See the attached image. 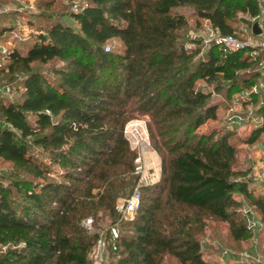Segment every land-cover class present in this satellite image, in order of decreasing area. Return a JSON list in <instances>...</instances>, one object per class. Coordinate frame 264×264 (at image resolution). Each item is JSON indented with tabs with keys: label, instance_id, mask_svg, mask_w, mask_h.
Wrapping results in <instances>:
<instances>
[{
	"label": "trees",
	"instance_id": "16d2710c",
	"mask_svg": "<svg viewBox=\"0 0 264 264\" xmlns=\"http://www.w3.org/2000/svg\"><path fill=\"white\" fill-rule=\"evenodd\" d=\"M84 1L82 10L62 13L77 27L54 19L46 31L0 50V72L18 93L0 101V159L16 169L0 177V264H94L98 232L82 221L100 211L120 217L117 196L137 181L124 128L141 116H148L161 177L142 188L135 218L122 221L111 252L121 254L118 264H163L165 254L180 264H210L191 232L193 215L228 221L233 238L247 240L251 230L229 210L233 194L249 199L264 220V191L255 194L249 172L235 166L238 147L228 132L199 128L217 118L214 92L230 100L251 89L262 59L250 45L186 46L188 18L177 9L190 7L213 29L236 36L239 14L261 15L258 1ZM7 20L2 15L0 40L13 30ZM114 38L122 47L106 49ZM53 61L62 65L43 68ZM263 133L264 121L247 142ZM54 166L62 169L57 179L49 177ZM128 224L130 235L122 233Z\"/></svg>",
	"mask_w": 264,
	"mask_h": 264
},
{
	"label": "rangeland",
	"instance_id": "374dc122",
	"mask_svg": "<svg viewBox=\"0 0 264 264\" xmlns=\"http://www.w3.org/2000/svg\"><path fill=\"white\" fill-rule=\"evenodd\" d=\"M84 0H0V20L2 15L8 17V25L14 24L13 30L6 33L0 40V50L3 51L17 44L31 33H40L47 30V25L51 20L62 19L73 26L77 23L72 21L67 15L62 17V13L74 11L75 3ZM186 14L188 18L187 26L182 29L186 46L196 47V41H201L202 49L210 47L213 28L207 20H199L190 7H180L177 9ZM32 20L34 25H30ZM248 20V22H246ZM1 22V21H0ZM258 22L261 30L264 31V17L260 15L250 18L245 14H239L235 26L236 36L241 40L255 41L258 35L254 34V23ZM106 47L110 49H120L122 43L118 38L111 39ZM256 48V47H255ZM255 55H260L262 74L251 89H242L233 94L232 99L226 100L221 91H215L213 98L219 102L217 118L209 119L203 124L199 131L209 132L221 129L230 134V140L238 147L237 160L235 166L246 169L248 177L251 179L250 186L254 193L264 191V133L254 143L247 142L248 137L264 121V48L254 50ZM5 63L0 57V65ZM62 65L60 61H53L45 64L43 68L52 71L53 67ZM199 86L205 90L213 89V85H208L204 81H199ZM18 93L12 83L7 82V76L0 72V101L16 98ZM148 116L131 119L124 128L130 146L136 154H142L146 169L150 175H156L155 179L161 177V158L154 149L147 126ZM135 135H138L141 144H135ZM142 146V147H141ZM54 171L49 177L58 178L57 173L62 169L54 166ZM16 171L12 163L0 159V177L11 176ZM156 172V173H155ZM135 177L136 171L133 172ZM153 184V183H152ZM135 187L127 189L117 196L116 201L126 198L129 192ZM130 188L131 191H130ZM162 200H165L166 191L160 193ZM235 204L230 207L232 216L239 222L244 223L251 230L252 236L247 240H236L230 232V223L218 217L210 216L206 213L193 215L196 217L192 223V234L199 240L202 257L210 264H264V220L251 201L243 194L234 192ZM144 201H147L144 199ZM117 202L115 203L116 206ZM118 211V209L116 208ZM119 212V211H118ZM191 212L185 208L183 213ZM93 220L92 228L88 230L98 233L108 227L115 216L108 212L100 211L97 216L89 215ZM83 218V219H85ZM135 218V217H134ZM199 219H201L199 221ZM122 221H130L123 219ZM133 232L131 224L125 225L122 233L130 235ZM121 254L119 252H109L108 260L110 264H118ZM163 264H180L178 259L172 255L165 254Z\"/></svg>",
	"mask_w": 264,
	"mask_h": 264
},
{
	"label": "built area",
	"instance_id": "2783aa9c",
	"mask_svg": "<svg viewBox=\"0 0 264 264\" xmlns=\"http://www.w3.org/2000/svg\"><path fill=\"white\" fill-rule=\"evenodd\" d=\"M261 8V15L264 14V0H257ZM86 6V2L75 3L73 5V10H82ZM260 16V15H259ZM211 41L218 44H223L229 48H238L243 45H250L257 48H264V31L258 34V38L255 41L252 40H241L235 35H224L218 30L213 29ZM256 47V48H255ZM108 49V47H106ZM5 50V49H4ZM3 50V51H4ZM135 144H141L138 135H135ZM142 147V146H141ZM135 171L137 173V181L133 191L122 200L118 199L116 202V208L119 211L120 217L113 221L108 227L103 229L98 233V237L92 247L90 258L93 260L94 264H110L108 260V254L112 250L117 249V240L121 235L120 222L123 219L132 220L134 219L141 201V190L144 186L151 185L155 183L159 177L155 179L156 175H150L149 171L146 169L144 161L142 159V154L137 153L134 159ZM156 173V172H155ZM93 220L91 217L83 219L82 225L87 229L92 228Z\"/></svg>",
	"mask_w": 264,
	"mask_h": 264
},
{
	"label": "water",
	"instance_id": "95a60500",
	"mask_svg": "<svg viewBox=\"0 0 264 264\" xmlns=\"http://www.w3.org/2000/svg\"><path fill=\"white\" fill-rule=\"evenodd\" d=\"M253 32L254 34L258 35L262 32L261 28L259 27V23L255 22L253 26Z\"/></svg>",
	"mask_w": 264,
	"mask_h": 264
}]
</instances>
